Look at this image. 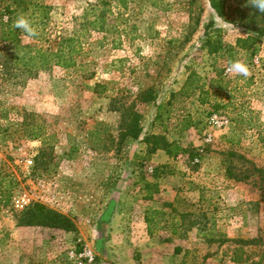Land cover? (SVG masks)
Here are the masks:
<instances>
[{
    "label": "rangeland",
    "instance_id": "obj_1",
    "mask_svg": "<svg viewBox=\"0 0 264 264\" xmlns=\"http://www.w3.org/2000/svg\"><path fill=\"white\" fill-rule=\"evenodd\" d=\"M20 15L35 38L13 27ZM244 37L207 0H0V264H264V38L246 51ZM68 38L76 67H23ZM134 113L141 134L123 138ZM149 135L187 152H153ZM34 205L76 233L18 226ZM151 208L165 215L148 236Z\"/></svg>",
    "mask_w": 264,
    "mask_h": 264
},
{
    "label": "trees",
    "instance_id": "obj_2",
    "mask_svg": "<svg viewBox=\"0 0 264 264\" xmlns=\"http://www.w3.org/2000/svg\"><path fill=\"white\" fill-rule=\"evenodd\" d=\"M211 13L215 18L223 20L228 23L241 26L245 33L244 38L236 40L235 44L237 48L241 50H250L258 40L264 38V14H261L251 5V0H233L237 6L231 8L229 5L230 0H207ZM215 26V22L211 20L204 29V35L206 37L205 45L208 48H213V38L210 36L212 28ZM7 28L8 36L5 37V32H2V38L4 40L14 41L18 45L19 41L17 34L13 32L10 24L5 25ZM212 52V51H211ZM81 55V49L73 39H65L61 41L58 48L54 52H47L40 49L34 50L33 55L30 54V50L26 51L21 60L24 61L23 67L35 70H46L52 66L59 67L62 69H71L77 66L75 58ZM37 62H33V61ZM83 65H80L82 67ZM194 77L193 74L189 75L182 87V90L190 88L191 79ZM100 85L96 84L94 88H99ZM199 93L202 94L201 89L196 87ZM200 104H204V100L199 101ZM159 111V107H158ZM131 121L125 128V132L121 135L129 137L133 140L139 138L141 134V128L139 126L138 114H132ZM160 117V113L156 115L155 119ZM144 143L147 145L149 150L157 151L162 150L169 158H175L179 153L187 152L186 149L181 148L179 145L168 142L167 139L162 135H149L144 138ZM43 151L39 153L40 157L43 155ZM233 153H230L232 155ZM192 158L193 153L189 154ZM228 178L239 180L231 173H227ZM144 190L146 192L145 198L151 199L154 194H157V186L154 183L143 181ZM152 189V191H151ZM172 206V205H171ZM174 208L171 212H174ZM165 213L162 209H147L144 213V224L146 226V232L148 236H152L155 229L161 222V217ZM182 218L184 216H181ZM17 225L20 227H41L47 229H57L64 232L76 233V225L69 218L54 210L45 208L41 205H34L32 208L27 209L18 217ZM171 235H177V228L180 226L176 221L171 219ZM168 242V240H165ZM80 251V249L78 250ZM234 262L239 263L241 259H234Z\"/></svg>",
    "mask_w": 264,
    "mask_h": 264
},
{
    "label": "clouds",
    "instance_id": "obj_3",
    "mask_svg": "<svg viewBox=\"0 0 264 264\" xmlns=\"http://www.w3.org/2000/svg\"><path fill=\"white\" fill-rule=\"evenodd\" d=\"M251 5L259 13L264 14V0H251ZM13 27L19 29L25 36V39H33L37 36V31L32 21L24 15H20L14 22ZM228 72L235 73L247 77L249 69L246 64L240 61H233L229 64Z\"/></svg>",
    "mask_w": 264,
    "mask_h": 264
},
{
    "label": "crops",
    "instance_id": "obj_4",
    "mask_svg": "<svg viewBox=\"0 0 264 264\" xmlns=\"http://www.w3.org/2000/svg\"><path fill=\"white\" fill-rule=\"evenodd\" d=\"M162 191L160 190V192L158 193V197H160L161 195H162V193H161ZM197 202H198V200H197ZM144 216H142V218L140 219L141 221H140V224L142 225V226H144L145 224H144V218H143Z\"/></svg>",
    "mask_w": 264,
    "mask_h": 264
},
{
    "label": "built area",
    "instance_id": "obj_5",
    "mask_svg": "<svg viewBox=\"0 0 264 264\" xmlns=\"http://www.w3.org/2000/svg\"><path fill=\"white\" fill-rule=\"evenodd\" d=\"M28 163H29V164H31V162H30V161H29ZM88 258H90V256H89ZM90 259H91V258H90Z\"/></svg>",
    "mask_w": 264,
    "mask_h": 264
}]
</instances>
